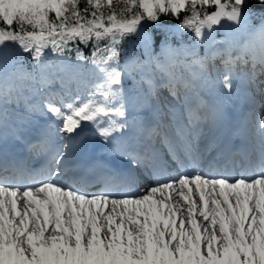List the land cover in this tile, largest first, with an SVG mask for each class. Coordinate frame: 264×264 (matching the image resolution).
Here are the masks:
<instances>
[{"label": "snow or ice", "instance_id": "obj_1", "mask_svg": "<svg viewBox=\"0 0 264 264\" xmlns=\"http://www.w3.org/2000/svg\"><path fill=\"white\" fill-rule=\"evenodd\" d=\"M251 3L0 0V139L35 131L28 148L46 157L32 169L0 157V264H264V104L258 149L209 159L219 144L205 131L206 95L264 76V0L258 25ZM162 16L181 43L165 35L156 52L149 24L172 31ZM131 37L140 56L123 47ZM89 134L126 163L71 169Z\"/></svg>", "mask_w": 264, "mask_h": 264}, {"label": "bare ground", "instance_id": "obj_2", "mask_svg": "<svg viewBox=\"0 0 264 264\" xmlns=\"http://www.w3.org/2000/svg\"><path fill=\"white\" fill-rule=\"evenodd\" d=\"M260 81H264V76L258 77V79H257L258 89L254 85L253 91H251L252 96L253 95H256L258 93H262V92H260L261 90H263V92H264V83H260ZM224 95H225V98L223 97V100H224L225 105L228 106V107H233V105L235 103V98H236V85H235V81H234V88H233L231 94H229V96H228V94H224ZM161 97H163L162 101L165 102V104L169 103V102H166L165 101L166 98H165L164 95H162ZM212 97H213V95H210V98H212ZM205 99H206V96H205ZM171 103H174V102H171ZM260 104L261 103H255V104H253L250 101L249 96H247L246 108L244 106V112L246 113V117H247L248 120H249V114L252 113V112H257L259 110V105ZM262 104H264V102ZM216 106H217V99H216ZM252 118H253V121L251 123V126H253V125L256 126L257 125L258 118H257V116L252 117ZM242 127H243V121H242V123L240 125V128H242ZM222 129L223 130L224 129H227V127L222 124ZM244 135L246 137H248V136L251 135L253 138H259V140H260V137H259V134L257 133V131H254L251 134L250 133L248 134V132L245 131L244 132ZM89 137H90L89 140L86 139L82 143L81 142H77L76 143L78 146H83V145L85 146V145H87V149L85 150V152L87 153L86 156H88V157H86L84 159V163L87 164V162H89V161L94 162V163L101 162L100 160L104 159L103 156H106V157L108 156V154L102 153V151L103 150H109L110 148L107 147L105 144H103L101 142V139L100 138H98V137L97 138H93L90 134H89ZM26 138H27V136H24L22 140H25ZM100 142H101V144H100ZM253 142H255V144H252V148L253 149H258L260 143L258 144L256 140L253 141ZM72 146H74V145H72ZM91 153H94V155L90 156ZM98 156L100 158H98ZM20 158H23V155L22 154H20ZM256 158L257 157L254 155L253 156V159H256ZM82 166H83L82 167L83 169H87V165L83 164ZM239 171H240L239 169L236 170L237 175L239 174ZM152 183H153V181L151 179L143 178L141 180L140 187L143 188L144 185H151ZM102 187H103V184H95V185L89 187L88 189H86L84 191L98 192L100 190V188H102Z\"/></svg>", "mask_w": 264, "mask_h": 264}, {"label": "trees", "instance_id": "obj_3", "mask_svg": "<svg viewBox=\"0 0 264 264\" xmlns=\"http://www.w3.org/2000/svg\"><path fill=\"white\" fill-rule=\"evenodd\" d=\"M251 6L253 8V12L256 13V15L253 16V18L255 20H260L259 12L261 10V6L256 4L255 0H252ZM213 10L214 9H211V8L208 9V11H213ZM184 15H186V13L182 12L181 17H180L181 20L183 19ZM159 23H160V25L169 26V28H171L172 31H169L167 28L157 26L156 24H149V31H151L153 33V35L156 37V47H155L156 51L160 49V47H159L160 42H161V40L164 39L165 35H167L170 38L169 42L171 40H176V39L179 40L180 39V37L175 33V25H177L178 20L171 18L169 16H162ZM191 35L192 34L190 32H187L183 35L182 39L187 38ZM135 40H136L135 37H131L128 39V42L125 43V45L123 47L126 49L127 52L129 51V49L131 47H133V42ZM79 46L83 49L85 55H90L91 47H92L91 44H89L87 47H85L82 44ZM139 49H138V51L141 54V49L140 50ZM22 55H23L24 64L30 66L32 64V61L29 58V55L28 54H22ZM19 57H20V54L17 55V58H19ZM71 57L73 60L75 59V53L74 52L71 53ZM123 57H124V54L121 55V58H123ZM49 58L51 59V57H49Z\"/></svg>", "mask_w": 264, "mask_h": 264}, {"label": "rangeland", "instance_id": "obj_4", "mask_svg": "<svg viewBox=\"0 0 264 264\" xmlns=\"http://www.w3.org/2000/svg\"><path fill=\"white\" fill-rule=\"evenodd\" d=\"M250 23L253 24V25H258V24L260 23V20H255V19L252 17ZM222 36H223V32H222V31L217 32V38H218V39L222 38ZM189 37H190V36H189ZM189 37L184 38V39H183V42H184V43H194L195 41H194V40H190ZM170 43H171L172 45H178V44L181 43V39H179V40H178V39H176V40H171ZM139 48H140V46H138V45L135 46V47H131V48L129 49V51L127 52V54H128V55H131V56H140V52L138 51ZM140 49H141V48H140ZM140 49H139V50H140ZM159 51H160V49L157 50L156 52H159ZM200 51H201V52L203 51V47L200 48ZM144 58H145V57L141 56V59H144ZM123 59H124V57L121 58V61H123ZM26 66L28 67L29 70L32 69V64H31L30 66H28V65H26ZM236 82H237V81H236ZM239 83H240L241 85H244V83H242V82H239ZM237 91H238V88H237ZM261 92H263V90H261ZM263 93H264V92H263ZM162 95L165 96V98H166L165 101H166V102H169V103L174 102V101L172 100V98H171L170 96H168V93H167V92H163ZM221 95H222V94L218 93V94L213 95V96L221 97ZM262 96H264V94H263ZM162 99H163V97H161V101H162ZM162 103H165V102L162 101ZM144 111L146 112V110H144ZM255 128H256V126H255ZM88 138H90V137L88 136ZM101 142H102L103 144H105L107 147H108V145H110V144L104 142L103 140H101ZM101 142H100V144H101Z\"/></svg>", "mask_w": 264, "mask_h": 264}]
</instances>
